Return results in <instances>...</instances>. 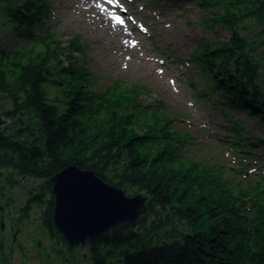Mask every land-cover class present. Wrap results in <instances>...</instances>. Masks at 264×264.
Returning a JSON list of instances; mask_svg holds the SVG:
<instances>
[{
    "label": "trees",
    "instance_id": "1",
    "mask_svg": "<svg viewBox=\"0 0 264 264\" xmlns=\"http://www.w3.org/2000/svg\"><path fill=\"white\" fill-rule=\"evenodd\" d=\"M201 1L222 10L213 23L230 39L203 46L194 61L222 106L264 128V0ZM0 13L18 37L41 46L26 52L0 43V116L12 120L0 133V172L49 185L77 166L127 196L149 198L134 224L87 241L93 264H264V188L235 195L223 172L179 159L188 135L172 133L171 118L142 114L141 90L117 85L97 94L86 88L91 74L65 67L63 43L51 29H40L49 4L0 0ZM249 26L257 29L252 37L242 35ZM228 121L234 136L225 143L257 156L264 136L249 137L239 122ZM49 219L52 224V209Z\"/></svg>",
    "mask_w": 264,
    "mask_h": 264
},
{
    "label": "rangeland",
    "instance_id": "2",
    "mask_svg": "<svg viewBox=\"0 0 264 264\" xmlns=\"http://www.w3.org/2000/svg\"><path fill=\"white\" fill-rule=\"evenodd\" d=\"M42 1L49 4L50 15L41 31L51 29L63 43L67 54L60 60L65 67L75 65L91 74L86 88L97 94L117 85L141 90L137 108L142 114L171 118L172 133L188 135L178 146L179 159L223 172L235 195L254 186L264 188V148L250 158L225 143L234 136L226 129L230 119L239 122L249 137L264 136V128L245 114L222 106L220 95L210 91L209 81L194 61L203 46L213 47L230 39L227 29L213 23L214 14H221V9L204 7L201 0ZM5 22L0 13L2 45L26 52L41 48L18 37ZM255 31L249 26L242 35L252 37ZM142 126L135 128L137 133L143 131ZM25 185V189L11 191L18 199L14 201L17 207L32 187L30 182ZM30 235L38 236L35 228L25 231L22 240ZM26 245L30 258L26 264H39V260L31 259L36 252L30 239ZM47 246L50 250L51 243ZM85 253L82 249L81 257ZM22 259L16 250L12 263L22 264ZM81 264H89V255Z\"/></svg>",
    "mask_w": 264,
    "mask_h": 264
},
{
    "label": "water",
    "instance_id": "3",
    "mask_svg": "<svg viewBox=\"0 0 264 264\" xmlns=\"http://www.w3.org/2000/svg\"><path fill=\"white\" fill-rule=\"evenodd\" d=\"M10 124L12 120L0 116V133ZM50 181L55 197V226L72 246L84 245L124 222L134 224L149 199L144 194L127 196L122 188L77 166L63 169Z\"/></svg>",
    "mask_w": 264,
    "mask_h": 264
},
{
    "label": "flooded vegetation",
    "instance_id": "4",
    "mask_svg": "<svg viewBox=\"0 0 264 264\" xmlns=\"http://www.w3.org/2000/svg\"><path fill=\"white\" fill-rule=\"evenodd\" d=\"M0 264H13L16 250L22 256V264H26L28 258L26 242L30 239L35 248L36 256L31 259L39 260V264H81V261L89 255L86 244L70 245L56 228L54 223L55 197L51 181L46 185L45 181L31 178H12L11 172H0ZM31 183L27 194L22 196V204L17 207L14 201L16 197L12 190L20 187L26 188V183ZM53 202V204L51 203ZM50 209L53 210V222L49 219ZM36 226V227H35ZM35 228L38 236L30 235L25 241L22 235L25 231ZM25 242V243H24ZM51 243L48 249L47 243ZM86 253L81 257V250ZM89 264L93 261L89 255Z\"/></svg>",
    "mask_w": 264,
    "mask_h": 264
},
{
    "label": "snow or ice",
    "instance_id": "5",
    "mask_svg": "<svg viewBox=\"0 0 264 264\" xmlns=\"http://www.w3.org/2000/svg\"><path fill=\"white\" fill-rule=\"evenodd\" d=\"M112 2V0H109V3H111ZM116 20H117V22L118 23H123V21L122 20H120V18L119 17H116Z\"/></svg>",
    "mask_w": 264,
    "mask_h": 264
}]
</instances>
